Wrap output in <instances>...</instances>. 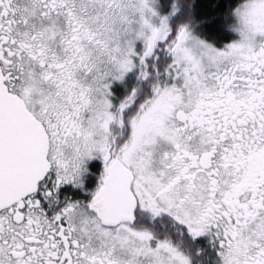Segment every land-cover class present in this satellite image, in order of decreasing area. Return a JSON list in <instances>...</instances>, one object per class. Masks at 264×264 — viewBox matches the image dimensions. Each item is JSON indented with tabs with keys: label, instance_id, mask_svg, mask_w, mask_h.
Listing matches in <instances>:
<instances>
[{
	"label": "snow or ice",
	"instance_id": "obj_1",
	"mask_svg": "<svg viewBox=\"0 0 264 264\" xmlns=\"http://www.w3.org/2000/svg\"><path fill=\"white\" fill-rule=\"evenodd\" d=\"M0 264H264V0H0Z\"/></svg>",
	"mask_w": 264,
	"mask_h": 264
}]
</instances>
